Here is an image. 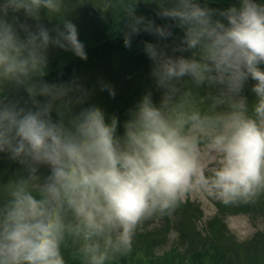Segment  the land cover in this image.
Returning a JSON list of instances; mask_svg holds the SVG:
<instances>
[{"label": "clouds", "instance_id": "9594fccd", "mask_svg": "<svg viewBox=\"0 0 264 264\" xmlns=\"http://www.w3.org/2000/svg\"><path fill=\"white\" fill-rule=\"evenodd\" d=\"M139 2L123 43L155 38L141 43L159 100L147 89L121 121L80 78L46 79L50 48L88 59L73 20L50 19L64 0H0V154L20 165L0 178V264H66L68 244L82 264H110L192 192L224 204L264 193V2L151 0L164 24Z\"/></svg>", "mask_w": 264, "mask_h": 264}, {"label": "trees", "instance_id": "16d2710c", "mask_svg": "<svg viewBox=\"0 0 264 264\" xmlns=\"http://www.w3.org/2000/svg\"><path fill=\"white\" fill-rule=\"evenodd\" d=\"M236 2L215 0L211 6L228 7ZM130 3L135 0H64L61 17L50 19L56 21L69 16L73 20L86 46L88 59L81 60L70 51L53 47L45 69L49 82L78 77L89 89L95 88L92 102L98 103L109 115H118L121 121L126 118L127 109L134 106L147 89L152 88L154 99L159 100L150 76L152 64L141 43L144 40L155 42V38L141 33L134 37L132 48L124 47V9ZM137 13L155 19L158 24L166 23L156 17V6L151 0H140ZM174 31L181 34L179 29ZM100 79L115 87V98L99 91ZM245 91L251 100L252 94L247 88ZM192 93L193 99L204 101L209 89L194 88ZM18 168L19 164L0 154V178L7 181ZM215 205L216 214L205 222L202 207L190 200L180 203L170 215L146 219L137 229L132 251L110 264H264V231L240 241L227 223L229 216L241 213L264 219V193L249 203L224 204L217 200ZM63 254L66 264H82L71 244L63 249Z\"/></svg>", "mask_w": 264, "mask_h": 264}, {"label": "rangeland", "instance_id": "374dc122", "mask_svg": "<svg viewBox=\"0 0 264 264\" xmlns=\"http://www.w3.org/2000/svg\"><path fill=\"white\" fill-rule=\"evenodd\" d=\"M198 203L203 209V222L216 214L215 202L218 200L214 196L203 192H192L188 194L184 201ZM229 229L240 241L250 239L256 232L264 231V219L255 215L245 213L231 215L227 218ZM170 246V245H169Z\"/></svg>", "mask_w": 264, "mask_h": 264}]
</instances>
